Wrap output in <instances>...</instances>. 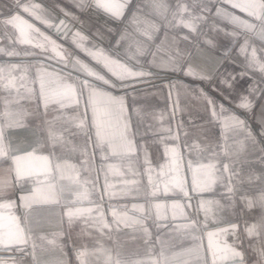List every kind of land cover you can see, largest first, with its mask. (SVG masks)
Masks as SVG:
<instances>
[{
    "label": "crops",
    "instance_id": "0c3cea01",
    "mask_svg": "<svg viewBox=\"0 0 264 264\" xmlns=\"http://www.w3.org/2000/svg\"><path fill=\"white\" fill-rule=\"evenodd\" d=\"M90 1L0 0V264H211L202 200L264 264V0Z\"/></svg>",
    "mask_w": 264,
    "mask_h": 264
},
{
    "label": "water",
    "instance_id": "95a60500",
    "mask_svg": "<svg viewBox=\"0 0 264 264\" xmlns=\"http://www.w3.org/2000/svg\"><path fill=\"white\" fill-rule=\"evenodd\" d=\"M131 1L132 0H91L90 4L101 12L120 20L124 16ZM6 19L15 26L19 34H25L26 27L40 30L37 25L17 11L6 17ZM71 28L72 24L66 18L60 16L49 31L63 38L68 34ZM237 228V222H230L207 229L204 232L205 244L209 252L211 264H246L242 260V255L236 252L233 245L227 240V235H233Z\"/></svg>",
    "mask_w": 264,
    "mask_h": 264
},
{
    "label": "rangeland",
    "instance_id": "374dc122",
    "mask_svg": "<svg viewBox=\"0 0 264 264\" xmlns=\"http://www.w3.org/2000/svg\"><path fill=\"white\" fill-rule=\"evenodd\" d=\"M36 4H38V3L37 2H34V5H36ZM38 6H39V4H38ZM29 7L33 9V6L30 3H28V4H26V11H31V10H28L27 9ZM34 11H40V12H42L39 9H35ZM35 17L36 18H39V20H41V22L47 23V21L43 17H40L38 15H36ZM1 31L2 30L0 28V32ZM30 34L32 36H35L37 39L41 40V44H42L43 48L45 49L46 53H49V51L50 52H53V50H56V49L59 50V48H60L59 44L60 43L56 39H54V38H51V40L50 39H45V38L41 37L39 34L34 33L33 31H31ZM71 44H75V43H71ZM109 54H112V52H110ZM257 161L259 162L258 164H257ZM231 162L232 163L245 162L246 165H247L246 166L247 167V171H245V174L247 176H249V177L252 176V174H251L252 172H255L256 170H259L260 171V162H261L260 159L257 160L256 158H250L248 160H232ZM249 192L252 194V196L255 199H259V200L261 199V200L264 201V186L262 187L260 185L259 186V191H249ZM222 194H225V193L222 192ZM237 194H241V193L240 192H235V191L233 193H230V192H227L226 193V199H227L228 203H231L233 205L232 208H228L229 211L230 210L233 211L232 214H231V211H230L229 216L236 217L238 215V211H239V207L240 206H238L239 201L236 199V195ZM222 198L224 199V197H222ZM263 209H264L263 207H256V208H253L252 210L262 211ZM210 211L213 212L210 203L207 202V201L202 200L200 202V212H201L202 219L203 218H206L207 215H211L210 214ZM245 214H246L247 218H249V219L252 217V216H248V212H246ZM256 214L257 213L254 212L253 213V216H256ZM227 240L230 242L229 238H227ZM259 240H260V243H259ZM250 241L252 243H255L256 245H261L262 238L259 235L257 238H254V237L253 238H250Z\"/></svg>",
    "mask_w": 264,
    "mask_h": 264
},
{
    "label": "bare ground",
    "instance_id": "6f19581e",
    "mask_svg": "<svg viewBox=\"0 0 264 264\" xmlns=\"http://www.w3.org/2000/svg\"><path fill=\"white\" fill-rule=\"evenodd\" d=\"M92 9H94L95 10V8H93V7H91ZM88 10H90V9H88ZM89 14L90 15H94V14H96V11H93V10H91V11H89ZM96 15H98L99 16V18L101 19V21H102V24L103 25H105V26H107V27H111V23L112 22H110V21H108L106 18H104L102 15H100V14H96ZM104 15V14H103ZM105 16V15H104ZM141 72V71H140ZM219 211V210H218ZM210 214L212 215V214H214L212 211H210ZM211 215H207L206 216V222L204 223V225H208V227L209 226H215V225H218V224H215L212 220V217H211ZM213 218H214V216H213ZM207 227V228H208ZM212 228V227H211Z\"/></svg>",
    "mask_w": 264,
    "mask_h": 264
}]
</instances>
